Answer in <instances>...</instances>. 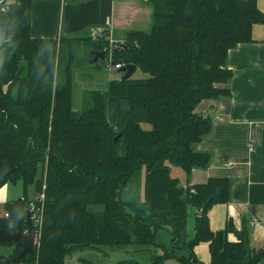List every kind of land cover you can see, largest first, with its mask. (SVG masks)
Masks as SVG:
<instances>
[{"label":"trees","instance_id":"1","mask_svg":"<svg viewBox=\"0 0 264 264\" xmlns=\"http://www.w3.org/2000/svg\"><path fill=\"white\" fill-rule=\"evenodd\" d=\"M148 1L151 31H130L114 48L91 34L33 38L31 0H15L9 13L0 11V189L19 182L24 187L22 198L5 205L0 229L26 233L31 205L44 208L40 246L20 263L66 264L77 250L139 246L164 253L149 263L116 264H205L195 249L209 243L210 264H264V246L252 248L245 219L240 230L231 220L224 230L211 227L209 212L231 202L232 181L189 183L192 171L207 169L212 160L195 146L212 132L213 118L196 109L231 95L229 52L253 42L264 13L257 0ZM83 44L105 51L106 58L112 51V62L135 65L149 78L111 80L106 91H91L90 106L77 113L73 69ZM63 52L69 62L62 72ZM169 164L184 170L185 185L171 176ZM142 166L144 199L122 200ZM190 206L197 210L193 237ZM164 230L171 232L170 247L157 243ZM1 244L15 247L1 262L22 250Z\"/></svg>","mask_w":264,"mask_h":264},{"label":"crops","instance_id":"2","mask_svg":"<svg viewBox=\"0 0 264 264\" xmlns=\"http://www.w3.org/2000/svg\"><path fill=\"white\" fill-rule=\"evenodd\" d=\"M31 2V35L38 39L83 37L96 29H104L107 40L123 44L130 31L147 32L153 25V7L148 0ZM257 3L264 13V0H257ZM227 67L233 72L227 85L231 95L205 100L196 109L197 114L213 118L212 132L195 146L199 152L211 153L212 160L207 169H194L189 183L195 185L206 183L210 178H229L232 181L231 202L210 210L211 227L213 231L224 230L231 220L240 230L245 219L250 229L251 246L260 249L264 246V24L254 26L253 42L240 44L229 52ZM23 195L24 187L20 182L1 188L0 218L5 215V205ZM196 214L197 210L188 223V230L189 227L192 230ZM229 240L234 242L237 238L230 234ZM0 246L3 248L0 256L8 258L14 253V246L1 243ZM195 252L199 260L211 263L209 243H201ZM169 262L171 260L166 264ZM82 263L87 260L76 252L66 260V264Z\"/></svg>","mask_w":264,"mask_h":264},{"label":"rangeland","instance_id":"3","mask_svg":"<svg viewBox=\"0 0 264 264\" xmlns=\"http://www.w3.org/2000/svg\"><path fill=\"white\" fill-rule=\"evenodd\" d=\"M72 0H67L70 2ZM152 28L147 29L150 32ZM85 36V35H83ZM93 40L97 38L92 36ZM111 44V42H110ZM120 44V42H119ZM79 52L77 59V67L73 69V84H74V95H73V108L77 113H82L90 106L89 93L91 91H106L108 88V83L114 79L122 78V74L119 73V68L113 66L110 57L106 58L105 61H98L95 63H90L93 60V54L91 53V45L83 44ZM59 50V48H58ZM58 54V52H57ZM60 70L63 72L64 68L68 65L67 55L63 52L61 53ZM135 79H146L149 78L148 74H145L138 70L134 75ZM143 127L147 130L151 129V125L143 124ZM171 176L178 179L180 182H185L187 175L182 168L177 165L169 164ZM146 176V166H142L139 170L135 172L132 176L128 186L122 193V200L124 201H141L144 199V183ZM31 194H33V189L30 188ZM96 209H101V207H96ZM195 208L189 207V217L190 219L195 217ZM195 223H193L192 230L189 227V231L192 237V231ZM172 240V235L170 231L164 230L160 231L157 236V243L159 245H164L170 247ZM2 246H0V253L2 252ZM164 251L161 247H139V246H127L123 248H113V247H100L99 249H84L77 250L76 254L82 256L87 260L84 264H116L120 261L136 260L142 263H149L153 259L154 254H163ZM83 264V263H82ZM168 264H183L176 259L171 260Z\"/></svg>","mask_w":264,"mask_h":264},{"label":"water","instance_id":"4","mask_svg":"<svg viewBox=\"0 0 264 264\" xmlns=\"http://www.w3.org/2000/svg\"><path fill=\"white\" fill-rule=\"evenodd\" d=\"M93 60L90 63H95L98 61H105L106 52L105 51H92ZM113 66H116V62H112ZM137 71V66L135 65H123L119 69V73L122 75V80L130 79ZM119 137L115 139L117 141ZM27 226L28 230L26 233L17 232L13 229H0V243H16L21 247V252L13 257L8 263H20L24 261L27 256L33 255L35 253L36 247V228L32 220V213L29 210L27 213Z\"/></svg>","mask_w":264,"mask_h":264},{"label":"built area","instance_id":"5","mask_svg":"<svg viewBox=\"0 0 264 264\" xmlns=\"http://www.w3.org/2000/svg\"><path fill=\"white\" fill-rule=\"evenodd\" d=\"M14 1L11 0H0V11L2 13H9L11 11V4H13ZM106 32L104 29H96L95 31H92L91 36L95 37V38H99V37H103L105 36ZM119 45V43L113 42L111 41V46L112 48L117 47ZM110 59L112 60V51L109 54ZM123 65H116V68H121ZM41 199H44V194L41 196ZM31 213H32V220L35 224L36 227V231H37V247L39 248L40 246V237H41V230H42V225H43V214H44V208L43 206L38 207L35 204L31 205V209H30ZM9 215L6 213V217H8ZM0 264H13V263H5V262H1ZM20 264H24V263H20Z\"/></svg>","mask_w":264,"mask_h":264},{"label":"bare ground","instance_id":"6","mask_svg":"<svg viewBox=\"0 0 264 264\" xmlns=\"http://www.w3.org/2000/svg\"><path fill=\"white\" fill-rule=\"evenodd\" d=\"M35 225V224H34ZM36 228V227H35ZM36 235H37V231H36ZM36 239H37V237H36ZM36 244H37V242H36Z\"/></svg>","mask_w":264,"mask_h":264}]
</instances>
